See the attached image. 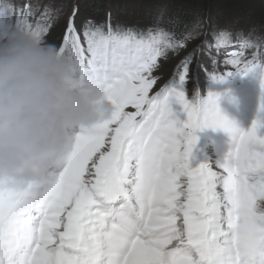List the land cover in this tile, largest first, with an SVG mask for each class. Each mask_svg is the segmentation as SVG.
Instances as JSON below:
<instances>
[{"label": "snow or ice", "instance_id": "1", "mask_svg": "<svg viewBox=\"0 0 264 264\" xmlns=\"http://www.w3.org/2000/svg\"><path fill=\"white\" fill-rule=\"evenodd\" d=\"M83 2L92 14L79 19L81 0H0V16L45 42L66 17L54 45L73 82L94 81L112 109L73 132L39 182L0 185V264H264V102L244 129L216 93L186 94L195 65L212 80L257 73L264 100V34L200 13L181 21L166 5L147 27L125 25ZM181 52L167 80L156 74ZM221 56L231 70L218 71ZM208 127L230 145L193 163Z\"/></svg>", "mask_w": 264, "mask_h": 264}, {"label": "clouds", "instance_id": "2", "mask_svg": "<svg viewBox=\"0 0 264 264\" xmlns=\"http://www.w3.org/2000/svg\"><path fill=\"white\" fill-rule=\"evenodd\" d=\"M111 111L94 81L73 82V64L53 43L0 24V185L39 182L73 132Z\"/></svg>", "mask_w": 264, "mask_h": 264}, {"label": "rangeland", "instance_id": "3", "mask_svg": "<svg viewBox=\"0 0 264 264\" xmlns=\"http://www.w3.org/2000/svg\"><path fill=\"white\" fill-rule=\"evenodd\" d=\"M24 0H13V3L22 4ZM70 7V2H69ZM2 18V23L11 25L13 18L9 17L7 14L0 16V21ZM84 16L80 19H83ZM65 19H62L57 24V30L54 29L53 34L59 33L60 30H63V25ZM115 21H117L115 19ZM114 21V22H115ZM119 22L125 25H135L139 27H147L143 24V21H139L135 18L126 19L121 18ZM218 23L221 25H232L235 24L238 28H256L258 34H264V22L257 24L256 22L249 23L246 25L240 20L236 19H223L218 20ZM190 50V49H189ZM187 52H181L179 55L169 54V59L167 61H161V67L157 71V75H161L164 80L168 78L167 72L172 67L177 65V63L183 59ZM224 57L221 56V63L219 64L218 71L226 72L231 70L230 66L226 68L223 64ZM200 62L202 66H206L209 70L212 69V65L207 56H201ZM189 69L188 80L186 85H190L187 88V96L189 99L193 96L194 92H199L201 98H205L209 92L216 93L218 96L217 106L221 114L228 117L230 120H233L239 127L247 129L250 126V123L257 114L258 102L262 100L261 90L259 87V79L255 73H248L246 75L232 74L224 76L222 80H212L209 78V75L205 71L199 69V67ZM196 77V79H194ZM194 79L195 82L190 81ZM248 116H251L248 117ZM216 133H211L209 127L200 130L198 135L197 145L193 150L195 160L203 161L205 159H212L223 152H225L230 145L229 136L221 129H214Z\"/></svg>", "mask_w": 264, "mask_h": 264}, {"label": "trees", "instance_id": "4", "mask_svg": "<svg viewBox=\"0 0 264 264\" xmlns=\"http://www.w3.org/2000/svg\"><path fill=\"white\" fill-rule=\"evenodd\" d=\"M99 3L103 8H111L117 21L121 18H135L143 21L145 26L152 23L155 10L164 5L167 6V16L176 17L185 22L193 19L195 13H200L217 22L229 18L240 20L246 25L256 22L257 27L264 22V0H99ZM91 14L92 8L81 0L79 19ZM54 29L57 30V28ZM54 29L47 37V41L59 44L63 30L53 34ZM172 72L171 67L167 72L168 78ZM194 79L190 81L195 82ZM188 86L190 85H186V92Z\"/></svg>", "mask_w": 264, "mask_h": 264}, {"label": "bare ground", "instance_id": "5", "mask_svg": "<svg viewBox=\"0 0 264 264\" xmlns=\"http://www.w3.org/2000/svg\"><path fill=\"white\" fill-rule=\"evenodd\" d=\"M248 117H250V118H251V116H248Z\"/></svg>", "mask_w": 264, "mask_h": 264}]
</instances>
